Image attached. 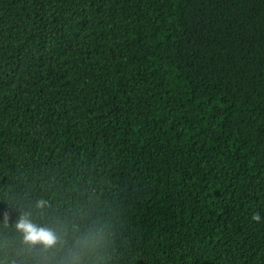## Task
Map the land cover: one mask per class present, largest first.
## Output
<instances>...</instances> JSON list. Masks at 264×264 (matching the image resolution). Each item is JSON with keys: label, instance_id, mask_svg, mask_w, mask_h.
<instances>
[{"label": "trees", "instance_id": "obj_1", "mask_svg": "<svg viewBox=\"0 0 264 264\" xmlns=\"http://www.w3.org/2000/svg\"><path fill=\"white\" fill-rule=\"evenodd\" d=\"M95 229L105 264H264V0H0V264Z\"/></svg>", "mask_w": 264, "mask_h": 264}, {"label": "clouds", "instance_id": "obj_2", "mask_svg": "<svg viewBox=\"0 0 264 264\" xmlns=\"http://www.w3.org/2000/svg\"><path fill=\"white\" fill-rule=\"evenodd\" d=\"M251 220L259 223L261 216L254 213ZM17 229L23 231L29 243L40 244L42 248H52L57 243V237L50 231H36L30 225L18 223ZM105 233L102 229L89 231L77 240L69 250L67 264H105L100 250L105 243Z\"/></svg>", "mask_w": 264, "mask_h": 264}]
</instances>
